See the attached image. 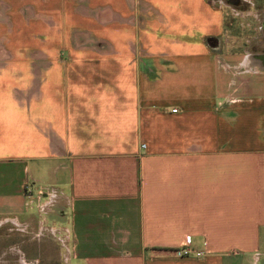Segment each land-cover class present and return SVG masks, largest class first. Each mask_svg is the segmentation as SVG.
Masks as SVG:
<instances>
[{
  "label": "crops",
  "instance_id": "crops-1",
  "mask_svg": "<svg viewBox=\"0 0 264 264\" xmlns=\"http://www.w3.org/2000/svg\"><path fill=\"white\" fill-rule=\"evenodd\" d=\"M224 30L214 0H0V228L46 264H264V53Z\"/></svg>",
  "mask_w": 264,
  "mask_h": 264
},
{
  "label": "rangeland",
  "instance_id": "rangeland-1",
  "mask_svg": "<svg viewBox=\"0 0 264 264\" xmlns=\"http://www.w3.org/2000/svg\"><path fill=\"white\" fill-rule=\"evenodd\" d=\"M214 5L225 22L222 44L214 41L216 51L264 53V0H214ZM48 247V235L38 237L31 225L26 230L10 224L0 228V264H46Z\"/></svg>",
  "mask_w": 264,
  "mask_h": 264
},
{
  "label": "built area",
  "instance_id": "built-area-1",
  "mask_svg": "<svg viewBox=\"0 0 264 264\" xmlns=\"http://www.w3.org/2000/svg\"><path fill=\"white\" fill-rule=\"evenodd\" d=\"M176 112H177L176 109L171 110V113H176ZM26 192H27V196L31 197V192L28 190V188H27ZM189 254H190V251H188V250H182V251L177 252V255H179V256H187ZM196 255L200 256V255H202V253H196Z\"/></svg>",
  "mask_w": 264,
  "mask_h": 264
},
{
  "label": "flooded vegetation",
  "instance_id": "flooded-vegetation-1",
  "mask_svg": "<svg viewBox=\"0 0 264 264\" xmlns=\"http://www.w3.org/2000/svg\"><path fill=\"white\" fill-rule=\"evenodd\" d=\"M263 32H264V30H263Z\"/></svg>",
  "mask_w": 264,
  "mask_h": 264
}]
</instances>
